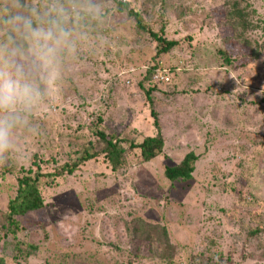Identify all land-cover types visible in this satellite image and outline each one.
<instances>
[{
  "label": "rangeland",
  "instance_id": "obj_1",
  "mask_svg": "<svg viewBox=\"0 0 264 264\" xmlns=\"http://www.w3.org/2000/svg\"><path fill=\"white\" fill-rule=\"evenodd\" d=\"M120 1L143 11L148 23L160 31L156 20L161 0ZM234 1L193 2L205 9L206 16L215 15L219 20L212 26L216 25L220 37L226 32L225 11L232 9ZM170 2L166 10L169 33L179 30L180 18L188 22L180 28L181 35L174 36L184 41L186 51L176 48L169 56L160 57L159 69L169 70L172 80L171 86L161 85L168 94H154L165 153L144 162L141 151L129 144L126 163L119 172L102 161L91 162L76 174L58 179L54 186L43 188L44 209L22 218L25 231L16 240L12 235L5 238L0 229V256L7 264H167L152 258L148 247L127 232L137 218L165 226L172 244L179 246L177 251L181 249L189 259L185 264H204L200 258L210 240H215L216 251L222 253V264H264V235H250L248 226L252 216L257 219L263 214L264 218V207L260 211L253 202L254 198L264 202V48L261 58L244 69L223 67L221 59L214 56L223 41L206 29L201 31L204 17L190 12L184 15L187 5H192L190 0ZM247 3L264 15V0ZM113 6L111 1L106 7L111 10L109 18L89 26L88 39L68 61L72 65L67 67L61 99L40 114L41 123L32 120L31 132H18L15 150L7 163L0 164L1 213L17 195L21 168L29 167L34 155L60 163L68 156L74 158L73 151L87 137H71L72 128L83 125L87 118L92 121L95 113L104 116L108 132L134 143L156 135L150 106L138 87L156 45L149 35H131ZM127 22L134 28L133 21ZM257 32L253 35L262 45L264 30ZM136 42L143 47H137ZM182 56L183 61L178 59ZM244 62L239 60L241 65ZM118 71L122 74L116 75ZM74 88L88 97L87 107L75 100ZM59 105L63 110L56 107ZM253 140L259 146H254ZM191 151L201 156L193 180L168 181L165 169L178 165ZM203 234L207 235L205 241ZM20 241L38 247L27 261L14 259L12 244Z\"/></svg>",
  "mask_w": 264,
  "mask_h": 264
},
{
  "label": "trees",
  "instance_id": "obj_2",
  "mask_svg": "<svg viewBox=\"0 0 264 264\" xmlns=\"http://www.w3.org/2000/svg\"><path fill=\"white\" fill-rule=\"evenodd\" d=\"M111 1L114 3V11L124 18V23L128 25L131 35H149L153 43L152 45H156L154 57L148 61L145 68H143V81L138 83V87H140V90L146 98V102L150 106L151 114L154 118L153 126L156 130V135L151 137L148 136L140 143H134L121 137L119 134L108 132L105 126L104 116L100 114L95 115L96 113L92 121L89 122L87 118L83 125H80L78 128H72L73 132L70 133L71 137L76 139L87 137V141L77 146L73 151L74 158L70 157L69 159L68 156V159L64 161V163H60V161L55 160V158H51V161L47 162L38 159V157L34 155L35 159L32 161L31 165L21 168L20 171L22 176L18 178L17 195L9 201L6 211L0 212V229L5 231V238L12 235L13 239L16 240L18 234L25 231L24 222L21 221L22 218L44 209L45 202L42 196V190L43 188L54 186L55 183L57 184L58 179L76 174L91 162L102 161L113 172H119L126 163L127 148L130 149L128 147L129 144L131 149L141 151V157L144 162H151L165 153L166 140L162 133L159 114L155 110L156 100L154 94L159 91L163 94H168V91L164 92L161 90V85L171 86L172 80L170 77L168 83L158 82L155 80V75L161 66L160 57L169 56L168 54L173 52L176 48L186 51V48L183 46L184 41L181 42V40L174 39V36L181 35L179 30L185 27L188 20L185 21L180 18L179 23L181 26L178 28L179 30L174 29L172 33H169L168 28H170V22L166 16V10L168 8V2H171L170 0H161L160 12L156 20V23L159 21V24H161V29L157 31L148 23L149 21L144 18L143 11L140 12L136 10V8L131 6L130 2L127 1L98 0L102 9L107 11L103 13V17H108V13L111 12L109 7L106 8ZM193 1L195 0H190L192 5H187V13L183 14L187 15L188 12H190L192 16L204 17L205 25L201 31L204 32L206 29V31L214 37L223 41V47L220 49L217 48L218 50L214 52V56L221 59L223 67H231V69L238 71L241 67L244 69V66L249 63H255L257 59L261 58L264 44L260 45L259 38L254 37L253 34L258 33L257 31L264 30L262 26L264 23V15H261L250 3L248 4V0H235L232 4V9L228 11L227 14L225 11V16L223 18L226 21L223 23L226 32L223 30L220 37L218 34L216 35V25L212 26L214 20L216 23H218L219 20L217 21L215 15H213V17L206 16L205 9L200 5L196 6ZM223 13L224 10L222 11V14ZM255 19H258V21H255ZM128 20L134 22V28L128 24ZM169 34L172 38H170ZM201 36L202 34H200V37ZM190 39L193 40L191 36ZM189 44L192 46L193 41L189 42ZM135 45L137 47H143V44L140 42H136ZM180 54H183V51H181ZM178 59L183 61V56L178 57ZM240 59L241 62L245 59V64L241 65L242 63H239ZM71 65L72 64L68 63L67 67ZM177 67L179 66H174V68ZM166 72L168 76H171L169 70ZM121 74L122 72L119 71L116 73V75ZM74 91L76 94L75 100L78 102L81 101V106H86L88 97L80 94L77 88H74ZM56 107L61 110L64 108L62 105ZM47 117L46 114L45 119ZM35 120H39V123H41L42 116L40 115ZM262 140L263 144L261 142V145L263 146L264 138ZM252 143L256 147L259 146L254 140ZM200 158L201 156L195 151L189 152L178 165L165 169V178L171 183H187L192 181L196 171V164ZM257 167L258 165L256 168ZM262 172L264 173V170ZM253 202L254 206L260 209V211L264 207L263 200L254 198ZM250 216H252V214H250ZM254 222L258 224L256 227L253 226ZM248 226L250 235L255 237L264 235L263 214H258L257 219L252 216ZM127 232L132 238L140 240V244H145L149 249L151 257L154 259L161 258L167 264H185V262L189 260L184 258L181 249L177 251L176 248L179 246L176 247L172 244L165 226L153 225L143 219L137 218L128 226ZM205 234L202 236L203 241L207 240V235ZM216 247L215 240H210V246L203 252L200 258L204 264H222V253H218ZM12 249L15 250L13 254L15 260L22 258L26 261L38 251L37 246L24 244V242L21 241L12 244ZM0 264H7L5 257L0 256Z\"/></svg>",
  "mask_w": 264,
  "mask_h": 264
},
{
  "label": "clouds",
  "instance_id": "obj_3",
  "mask_svg": "<svg viewBox=\"0 0 264 264\" xmlns=\"http://www.w3.org/2000/svg\"><path fill=\"white\" fill-rule=\"evenodd\" d=\"M103 15L98 0H0V164L61 99L68 61Z\"/></svg>",
  "mask_w": 264,
  "mask_h": 264
},
{
  "label": "built area",
  "instance_id": "obj_4",
  "mask_svg": "<svg viewBox=\"0 0 264 264\" xmlns=\"http://www.w3.org/2000/svg\"><path fill=\"white\" fill-rule=\"evenodd\" d=\"M155 80L158 82H166L170 81V77L167 75L166 70L158 69L155 75Z\"/></svg>",
  "mask_w": 264,
  "mask_h": 264
}]
</instances>
